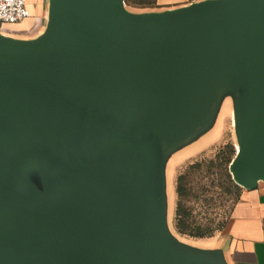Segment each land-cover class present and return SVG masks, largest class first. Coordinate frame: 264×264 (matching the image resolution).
<instances>
[{
  "label": "water",
  "instance_id": "1",
  "mask_svg": "<svg viewBox=\"0 0 264 264\" xmlns=\"http://www.w3.org/2000/svg\"><path fill=\"white\" fill-rule=\"evenodd\" d=\"M45 18L0 34V264H227L170 235L162 169L231 92L229 174L264 184V0H47Z\"/></svg>",
  "mask_w": 264,
  "mask_h": 264
},
{
  "label": "rangeland",
  "instance_id": "2",
  "mask_svg": "<svg viewBox=\"0 0 264 264\" xmlns=\"http://www.w3.org/2000/svg\"><path fill=\"white\" fill-rule=\"evenodd\" d=\"M125 7L131 14L164 10L157 5V0H129V5ZM45 27L46 18L40 17L38 21H28L20 26L2 27L0 34L16 40L35 39L42 35ZM232 111L233 93L226 92L220 97L209 125L172 149L163 164L164 219L168 232L182 244L202 252L220 250L210 246V240L218 237L242 190L234 188L231 176L227 178L230 175L228 161L233 160L236 154ZM182 174L186 176L188 192L182 199V205L191 215L189 224L211 232L212 237L190 238L180 235L175 228L176 182Z\"/></svg>",
  "mask_w": 264,
  "mask_h": 264
},
{
  "label": "crops",
  "instance_id": "3",
  "mask_svg": "<svg viewBox=\"0 0 264 264\" xmlns=\"http://www.w3.org/2000/svg\"><path fill=\"white\" fill-rule=\"evenodd\" d=\"M25 1L35 18L46 16L47 0ZM192 1L157 0V5L174 9ZM209 245L221 250L227 264H264V184L252 191L241 190L228 221Z\"/></svg>",
  "mask_w": 264,
  "mask_h": 264
},
{
  "label": "trees",
  "instance_id": "4",
  "mask_svg": "<svg viewBox=\"0 0 264 264\" xmlns=\"http://www.w3.org/2000/svg\"><path fill=\"white\" fill-rule=\"evenodd\" d=\"M124 3L125 5H129V0H124ZM231 160L232 159L228 161V166L231 163ZM227 178L230 179V175H227ZM185 179L186 176L182 174L177 178L176 182V195L178 200L175 210V228L180 235L188 236L190 238L203 239L207 237H212L211 232L203 230L200 227H191V225L189 224V219L191 215L189 211H187L182 205V199L186 197L188 193L185 186ZM234 188L236 190H239L238 186L234 185Z\"/></svg>",
  "mask_w": 264,
  "mask_h": 264
},
{
  "label": "built area",
  "instance_id": "5",
  "mask_svg": "<svg viewBox=\"0 0 264 264\" xmlns=\"http://www.w3.org/2000/svg\"><path fill=\"white\" fill-rule=\"evenodd\" d=\"M32 17L25 0H0V29L5 26H20L32 20L38 21Z\"/></svg>",
  "mask_w": 264,
  "mask_h": 264
},
{
  "label": "flooded vegetation",
  "instance_id": "6",
  "mask_svg": "<svg viewBox=\"0 0 264 264\" xmlns=\"http://www.w3.org/2000/svg\"><path fill=\"white\" fill-rule=\"evenodd\" d=\"M32 18L36 19L34 16Z\"/></svg>",
  "mask_w": 264,
  "mask_h": 264
}]
</instances>
